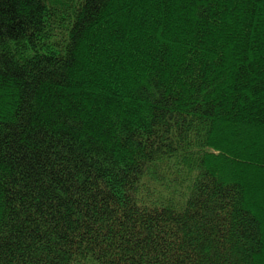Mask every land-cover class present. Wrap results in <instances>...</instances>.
Masks as SVG:
<instances>
[{
    "label": "trees",
    "instance_id": "obj_1",
    "mask_svg": "<svg viewBox=\"0 0 264 264\" xmlns=\"http://www.w3.org/2000/svg\"><path fill=\"white\" fill-rule=\"evenodd\" d=\"M0 264H264V0H0Z\"/></svg>",
    "mask_w": 264,
    "mask_h": 264
}]
</instances>
